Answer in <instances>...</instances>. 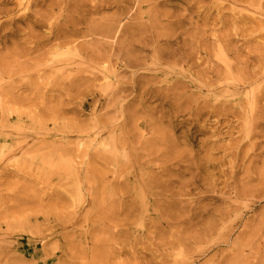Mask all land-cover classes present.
Returning a JSON list of instances; mask_svg holds the SVG:
<instances>
[{"label":"rangeland","instance_id":"obj_1","mask_svg":"<svg viewBox=\"0 0 264 264\" xmlns=\"http://www.w3.org/2000/svg\"><path fill=\"white\" fill-rule=\"evenodd\" d=\"M17 1L0 264H264V0Z\"/></svg>","mask_w":264,"mask_h":264},{"label":"bare ground","instance_id":"obj_2","mask_svg":"<svg viewBox=\"0 0 264 264\" xmlns=\"http://www.w3.org/2000/svg\"><path fill=\"white\" fill-rule=\"evenodd\" d=\"M18 1H19V0H18ZM18 1H17V2H18ZM23 1H24V0H23ZM27 1H28V0H27ZM21 2H22V1H21ZM28 2H29V1H28ZM34 2H35V1H34ZM10 3H11V2H10ZM0 4H1V3H0ZM17 4H18V3H17ZM22 4H24V3H22ZM25 4L27 5V3H25ZM28 4H29V3H28ZM33 4H34V3H32V5H33ZM29 5H30V4H29ZM15 6H16V5H15ZM24 6H25V5H24ZM16 7H17V6H16ZM19 8H20V7H19ZM3 9H4V8H3ZM8 12H10V11H8ZM23 12H24V11H23ZM29 12H31V11H29ZM5 13H6V14H10L11 12H10V13H7V11H5ZM25 13H26V12H25ZM37 14H38V13H37ZM18 15H19V14H18ZM24 15H25V14H24ZM9 17H10V16H9ZM38 17L40 18V16H38ZM11 19H12V18H11ZM15 19H16V18H15ZM25 19H26V18H25ZM23 20H24V19H23ZM21 21H22V20H21ZM15 23H16V22H15ZM13 24H14V23H13ZM13 24H12V25H13ZM4 25H5V24H4ZM5 26H7V24H6ZM15 26H16V24H15ZM7 28H8V27H7ZM15 28H16V27H15ZM12 30H13V29H12ZM7 31H8V30H7ZM7 31H6V32H7ZM8 32H9V31H8ZM3 33H4V32H3ZM10 34H11V33H10ZM3 36H4V35H3ZM6 36H7V35H6ZM8 37H9V36H8ZM1 39H2V37H0V40H1ZM8 40H9V39H8ZM32 41H33V40H32ZM33 42H34V41H33ZM37 42H38V41H37ZM26 43H27V42H26ZM5 44H6V43H5ZM0 45L3 46L2 44H0ZM38 45H39V44H38ZM15 46H16V45H15ZM19 46H20V45H19ZM28 46H29V45H28ZM36 47H38V46H36ZM16 49H17V48H16ZM18 49H19V48H18ZM27 50H28V49H27ZM15 51H17V50H15ZM21 51H23V50H21ZM21 51L19 50V52H21ZM25 52H26V51H25ZM0 53H1V52H0ZM14 53H15V52H14ZM16 53H17V52H16ZM22 53H23V52H22ZM4 54H5V53H4ZM7 54H10V53H8V51H7L6 55H7ZM12 55H13V54H12ZM22 55L25 56L24 54H22ZM40 55H41V54H40ZM3 56H5V55H3ZM16 56H17V55H16ZM20 56H21V54H20ZM38 56H39V55H38ZM40 57H41V56H40ZM6 58H8V57H5V59H6ZM16 58H17V57H16ZM18 58H19V57H18ZM24 58H25V57H24ZM3 59H4V58H3ZM3 59H1V57H0V70H3V71H1L2 74L5 73L6 70H12L11 67H9V64L7 63V60L4 59V60L6 61V62H5ZM11 59H12V58H11ZM21 59H22V58H21ZM30 59H31V58H30ZM12 60H13V59H12ZM12 60H11V61H12ZM37 60H38V58H37ZM13 61H15V60H13ZM20 61H21V60H20ZM8 62H9V61H8ZM35 62H36V61H35ZM38 62H39V61H38ZM13 63H14V62H13ZM21 63H22V62H21ZM21 63H20V64H21ZM27 63H28V62H27ZM33 63H34V62H33ZM10 64H11V63H10ZM14 64H15V63H14ZM16 64H17V63H16ZM37 64H38V63H37ZM30 65H31V62H30ZM34 65H35V63H34ZM23 66H24V65H23ZM32 66H33V65H32ZM40 66H41V65H40ZM14 67H15V66H14ZM26 67H27V66H26ZM40 68H41V67H40ZM14 69H15V68H14ZM22 69H23V68H22ZM26 69H27V68H26ZM26 69H25V70H26ZM4 70H5V71H4ZM15 70H16V69H15ZM18 70H19V69H18ZM18 70H17V71H18ZM30 70H31V69H30ZM38 70H39V69H38ZM17 71H16V72H17ZM23 71H24V70H23ZM23 71H22V72H23ZM35 71H36V70H35ZM37 72H38V71H37ZM11 73H12V71H11ZM11 73H9V74H11ZM18 73H19V71H18ZM20 73H21V72H20ZM15 74H16V73H15ZM38 74H39V73H38ZM12 75H13V74H12ZM0 77H1V76H0ZM28 78H29V77H28ZM29 79H30V78H29ZM1 90H2V89H1ZM5 92H6V91H5ZM7 92H8V91H7ZM3 94H4V93H3ZM12 96H13V95H12ZM9 98H10V97H9Z\"/></svg>","mask_w":264,"mask_h":264}]
</instances>
